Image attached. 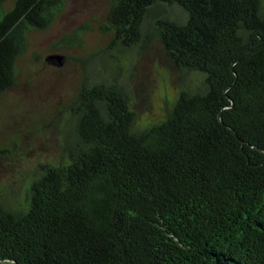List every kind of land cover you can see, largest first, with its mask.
I'll use <instances>...</instances> for the list:
<instances>
[{
	"label": "trees",
	"instance_id": "16d2710c",
	"mask_svg": "<svg viewBox=\"0 0 264 264\" xmlns=\"http://www.w3.org/2000/svg\"><path fill=\"white\" fill-rule=\"evenodd\" d=\"M62 7L0 0V98ZM173 7L186 21L160 17ZM151 20L203 86L139 129L126 93L84 79L75 146L41 166L25 206L0 203V264H264V2L110 0L105 27L129 49Z\"/></svg>",
	"mask_w": 264,
	"mask_h": 264
},
{
	"label": "rangeland",
	"instance_id": "374dc122",
	"mask_svg": "<svg viewBox=\"0 0 264 264\" xmlns=\"http://www.w3.org/2000/svg\"><path fill=\"white\" fill-rule=\"evenodd\" d=\"M264 2V0H263ZM110 0H63L45 30L30 34L17 62L15 86L0 98V203L20 208L42 165L58 164L75 146L73 108L84 79L126 93L136 126L166 119L180 93H197L204 77L176 68L163 50L156 22L143 27L140 42L113 43L105 23ZM160 17L186 21L173 7Z\"/></svg>",
	"mask_w": 264,
	"mask_h": 264
}]
</instances>
